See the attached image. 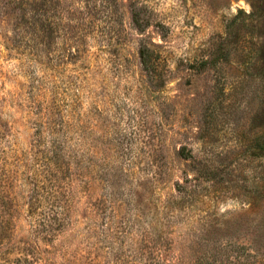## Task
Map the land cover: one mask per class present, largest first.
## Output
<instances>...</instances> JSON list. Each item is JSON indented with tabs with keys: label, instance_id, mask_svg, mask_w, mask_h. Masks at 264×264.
<instances>
[{
	"label": "rangeland",
	"instance_id": "374dc122",
	"mask_svg": "<svg viewBox=\"0 0 264 264\" xmlns=\"http://www.w3.org/2000/svg\"><path fill=\"white\" fill-rule=\"evenodd\" d=\"M0 121L13 240L51 264L168 232L190 261L216 238L264 255V0H0ZM48 158L74 184L50 242L26 219Z\"/></svg>",
	"mask_w": 264,
	"mask_h": 264
},
{
	"label": "trees",
	"instance_id": "16d2710c",
	"mask_svg": "<svg viewBox=\"0 0 264 264\" xmlns=\"http://www.w3.org/2000/svg\"><path fill=\"white\" fill-rule=\"evenodd\" d=\"M26 1L29 0H22L23 3ZM150 52L148 46L140 49L141 61L147 69L153 67ZM9 135L8 123L0 121V264H51L53 260L41 257L37 246L29 240H13L15 225L5 187L10 179L7 149L12 148V139ZM58 162L49 158L46 160L42 178L33 183L27 195L26 219L32 234L42 241H52L59 230L66 226L74 202L72 178L67 176L64 162ZM189 240V237L182 235L178 239L171 232L162 235L146 234L143 239L145 244L131 251L129 262L98 261L94 244H90L79 258L84 257L86 264H264V255L259 249L253 248L249 252L244 246H231L229 240L224 238H216V245L212 247L206 244L202 254L190 261L187 260L188 248L185 247ZM255 254L259 260L251 262L249 258L255 257Z\"/></svg>",
	"mask_w": 264,
	"mask_h": 264
}]
</instances>
